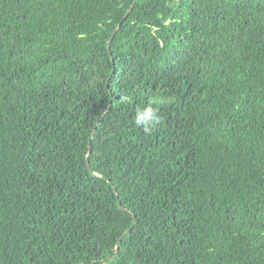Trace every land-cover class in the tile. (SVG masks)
Returning a JSON list of instances; mask_svg holds the SVG:
<instances>
[{"label": "trees", "instance_id": "trees-1", "mask_svg": "<svg viewBox=\"0 0 264 264\" xmlns=\"http://www.w3.org/2000/svg\"><path fill=\"white\" fill-rule=\"evenodd\" d=\"M103 262L264 264V0H0V264Z\"/></svg>", "mask_w": 264, "mask_h": 264}, {"label": "clouds", "instance_id": "clouds-1", "mask_svg": "<svg viewBox=\"0 0 264 264\" xmlns=\"http://www.w3.org/2000/svg\"><path fill=\"white\" fill-rule=\"evenodd\" d=\"M134 123L136 126L142 127L145 133H150L160 123V117L157 110L149 104L136 110Z\"/></svg>", "mask_w": 264, "mask_h": 264}, {"label": "water", "instance_id": "water-1", "mask_svg": "<svg viewBox=\"0 0 264 264\" xmlns=\"http://www.w3.org/2000/svg\"><path fill=\"white\" fill-rule=\"evenodd\" d=\"M130 12H131V10L128 11V13L126 14L125 18L128 17V15H129ZM117 30H119V27L117 28ZM115 33H116V32H115ZM115 33H114V35H115ZM88 159H89V158H88ZM119 206H120V208H121L122 210H126V211H127V209H125V208L122 206V204H121L120 202H119ZM128 233H129V231L126 232V233L123 235V237L120 238L119 242L117 243V251H118V248H119V246H120V244H121V242H122V239H123ZM113 259H114V258H112V260H113ZM103 264H105V262H103Z\"/></svg>", "mask_w": 264, "mask_h": 264}]
</instances>
